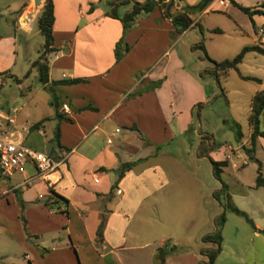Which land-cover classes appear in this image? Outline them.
<instances>
[{
	"label": "crops",
	"instance_id": "crops-1",
	"mask_svg": "<svg viewBox=\"0 0 264 264\" xmlns=\"http://www.w3.org/2000/svg\"><path fill=\"white\" fill-rule=\"evenodd\" d=\"M174 1L170 10L181 9L178 6L180 0L178 3ZM184 1L188 4L203 1V7L196 12L198 18L188 13L191 18L188 27L176 31L170 17L155 6L137 15L124 34L129 47L115 59L113 47L120 35L121 24L116 17L105 14V7L98 4L100 0H52L51 46L54 54L51 61L47 60L48 82L54 81L57 110L68 119L55 117L49 104L50 111L27 122L19 107L10 106L5 92L0 89V104L15 108L11 126L16 136L24 144L46 152L58 161L45 174H38L33 162L26 161L22 170L0 176V209L10 206V213L15 217L22 214L29 233L34 235L33 246L23 242L22 235L9 237L10 242L29 247L27 264H126L119 251L133 252L156 239L144 234L139 237L130 231L129 226L136 212L144 219L143 216L152 209L158 211L159 203H149L146 199L160 194L169 183L164 166L155 158L162 154L171 158L175 155L163 150L165 144L176 139L169 125L170 115L174 114L178 133H194V124L190 122L188 126L192 131L186 130L185 124L194 101L204 96L200 77L196 75H210L209 61L208 64H199L197 69H188L180 51L182 46L179 47L178 43L191 25L201 30L200 15L210 10L214 2H220ZM91 2L94 7L88 9ZM3 3L9 7L10 1L4 0ZM221 3V11L234 22V30L236 27L240 35L244 32L252 37L251 42H243L241 46L256 43L264 49V14L253 12L249 17L238 7L240 4L264 10V0H221ZM42 4L43 0L37 3L19 0L11 7L13 14L6 24L11 23L14 29L25 34L31 32L33 25L37 27L36 17ZM248 51L243 53L237 66ZM258 53L264 55V51ZM51 69H55L58 75L52 77ZM238 74L253 75L261 81L260 75ZM72 77L83 80L68 82ZM0 78L3 79L1 87L5 74L0 72ZM13 78L21 82L18 76ZM62 103L66 104L65 108L61 107ZM260 116L264 120V108ZM34 122H38L37 127L30 126ZM0 126H4L2 120ZM47 126L51 130L48 136L45 134ZM55 129L57 140L54 141ZM249 130L248 124L244 140L235 134L237 143L234 148L230 147L233 149L231 153L243 151L241 145L247 143ZM29 133L38 134L43 140L36 142ZM196 134L200 137L199 143L204 142V138L210 144L215 143L199 129ZM50 138L53 143L48 145ZM259 147L264 150L262 136L256 137L255 157ZM222 158L227 159L226 156ZM123 161H132V164L118 176L117 168ZM258 161L264 176V163ZM50 190L67 201L56 199V209L39 201ZM101 218L103 226L101 236L97 238L95 230ZM253 224L260 226L258 222ZM157 240L156 250L162 256L165 241L163 238ZM175 240L172 237L169 246L165 245L175 259L186 258L189 260L187 264L199 261V254L205 259L200 249L207 247L208 242L193 247L182 240L176 245ZM154 252L155 248H150L146 255L149 253L153 257ZM150 264L154 261L151 260Z\"/></svg>",
	"mask_w": 264,
	"mask_h": 264
},
{
	"label": "rangeland",
	"instance_id": "rangeland-1",
	"mask_svg": "<svg viewBox=\"0 0 264 264\" xmlns=\"http://www.w3.org/2000/svg\"><path fill=\"white\" fill-rule=\"evenodd\" d=\"M3 1L0 0V72L5 74V81L0 89L5 92L10 106H18L27 122H31L37 115L51 109L48 103L50 92L36 79L35 68L31 65L42 48L43 35L36 25H33L31 32L25 34L14 29L11 23L6 24L13 14L11 7L19 0H9V7ZM179 2L181 4L178 6L188 9L191 16L197 14V8L190 9L187 7L190 4L184 0ZM98 4L103 6V0ZM209 9L200 15L201 30L196 25H191L178 43L179 47L182 46L180 51L188 69H197L199 64L209 63L201 49L194 47L197 41H202L207 54L214 59L230 57L239 50L243 42L252 41L250 34L241 32L240 35V30L236 27L234 30L232 18L221 11V0L214 2ZM216 27L221 30H214ZM53 54L54 48L45 53L48 62ZM262 60L263 54L246 52L236 68H228L218 76V83L211 75H196L200 77L204 96L194 101L189 110L188 123L185 124L187 130L192 122L195 132L189 135H182L183 131L178 133L174 126V114L170 115L169 125L176 139L165 144L163 150L175 155L171 158L162 154L155 158L164 166L169 183L161 189L160 194L156 193L146 199L149 203L158 202V211L152 209L143 216L144 219L136 212L129 226L130 231L139 237L144 234L156 239L147 247L134 249L133 252L119 251L124 263L150 264L152 260L154 264H187L188 259H175L171 250L165 248V245L169 246L171 238L176 239L173 241L176 245H180L179 240H182L183 243L196 247L204 243L199 242L201 236L218 230L221 235L220 248L213 261L208 264H264V187L253 185L257 163L247 158L242 150L237 154L231 153L233 149L230 150L237 143V132L240 133L239 139H245L250 96L255 89L264 86ZM239 72L260 75L261 81L241 78ZM14 75L20 78V83L14 80ZM51 75H58L55 69H51ZM219 87L223 89L222 93H216ZM206 93L209 95L206 96ZM198 102L200 105L197 108ZM259 120V126L264 128L261 116ZM197 129L205 132L215 143H208L206 138L199 143ZM188 131L192 130L189 128ZM50 132L47 126L45 134L48 136ZM29 136L36 142L43 140L42 136L35 133H29ZM47 142L50 145L53 139L50 138ZM223 156L229 158V161L221 167L220 181L211 173L209 158L215 160ZM256 157L264 163V150L261 147L256 150ZM228 201L245 210L253 223L258 222L260 226L253 228L244 216L229 208ZM10 212V206L0 209V264H27L29 247L19 245L16 241L10 242L9 237L22 235L23 242L33 246L34 235L29 233L22 214L15 217ZM161 238L165 241L162 256L156 250L157 239ZM150 248H155L153 257L149 253L146 255ZM203 261L204 256L199 254V261L194 264H204Z\"/></svg>",
	"mask_w": 264,
	"mask_h": 264
},
{
	"label": "trees",
	"instance_id": "trees-1",
	"mask_svg": "<svg viewBox=\"0 0 264 264\" xmlns=\"http://www.w3.org/2000/svg\"><path fill=\"white\" fill-rule=\"evenodd\" d=\"M173 2V3H172ZM174 0H103L104 3V12L105 14L116 17L121 24V32L118 37V39L114 43L113 47V53L114 58L118 59L122 53H124L125 50L128 49L129 45L124 39L125 31L132 26L134 23V20L136 19L137 15L146 13L153 9L155 6H158L162 14L165 16H169L171 19L172 24L174 25V28L176 31H182L186 27H188L191 18L189 17V11L188 9L183 8L180 6L181 9L176 10H170L171 5L174 4ZM203 1H198L195 4L187 5V7H190V9H201L203 7ZM24 3V2H23ZM94 6V3H89L88 9H91ZM123 6V9H120ZM238 7L243 10L247 15L250 17L251 13L253 12H259L264 14V10L256 9V8H250L249 6H244L238 4ZM20 10V8H18ZM17 10V11H18ZM53 20V12H52V0H43V4L41 6V9L36 17V24L37 28L40 31V33L43 35V45L40 51L38 52L36 58L32 60L31 65L35 67L36 69V77L39 83L43 84L49 90L50 97H49V104L54 109V115L57 118H64L68 119V117L64 116L62 113H60L57 110V101H56V92L53 88L54 81L48 82V63L45 56V53L53 48L51 46L52 42V34H51V24ZM214 30H218L217 28H214ZM197 47L201 49L203 52L204 57L207 58V60L210 62V67L208 68V71L210 75L217 81L218 83V76L220 74H224L228 68H236L237 63L241 60V57L245 51L253 50L256 52H263L264 49L260 47L256 43L251 44H244L240 47V49L234 53L230 57H224L221 59H213L210 58L204 49V46L201 41H199L197 44ZM242 78H249L256 81H259V78L253 75H243L239 74ZM83 80V78L80 77H72L69 78L68 82H75ZM223 89L219 87L218 93H222ZM200 102L197 103V108L199 107ZM264 108V87L256 89L250 96L249 100V111H248V124H249V133H248V140L246 144H242L241 148L243 149L244 153L247 155V158H251L256 161V173L254 177L253 185L255 187L261 186L264 187V177L261 175L260 167H259V161L258 159L253 155L254 151V145L256 141L257 136L264 137V129H261L259 127V115L261 110ZM40 122V121H39ZM38 122L32 123L31 127H37ZM236 123V122H234ZM240 134L239 132H237ZM54 141L57 140V130L55 129L54 135H53ZM210 159L211 164V173L214 177L219 179L220 178V171L222 170V166L227 164V159ZM132 164V161H123L119 164L117 168V175L120 176L124 170L130 167ZM223 183V182H222ZM224 185V184H223ZM52 198V200H50ZM58 198H62L63 201H67L66 198L63 196L55 193L54 191L50 190V193L48 195L42 196L39 198V201L42 203L48 204L49 206H53L55 209L57 208L56 204L54 205V201ZM229 208L236 213L241 214L244 216V218L250 223V225L255 228L251 218L248 216V214L238 208L236 205H234L231 201L227 202ZM223 219L224 217L221 216ZM103 226V220L100 219L95 234L97 238H100L101 231ZM221 235L218 232V230H215L211 233H207L203 236H201V241L208 242L209 245L205 248L200 249V253H203L205 255V259L203 261L204 264L211 263L213 261V258L215 257L216 253L218 252L220 246Z\"/></svg>",
	"mask_w": 264,
	"mask_h": 264
},
{
	"label": "built area",
	"instance_id": "built-area-1",
	"mask_svg": "<svg viewBox=\"0 0 264 264\" xmlns=\"http://www.w3.org/2000/svg\"><path fill=\"white\" fill-rule=\"evenodd\" d=\"M2 81L3 79L0 78V84ZM61 107L65 108L66 104L62 103ZM14 115V107L6 108L0 104V121L2 120L4 125L0 126V176L9 175L15 170H22L26 161L33 162L38 174H45L58 161L50 154L24 144L16 136L15 129L11 126Z\"/></svg>",
	"mask_w": 264,
	"mask_h": 264
},
{
	"label": "water",
	"instance_id": "water-1",
	"mask_svg": "<svg viewBox=\"0 0 264 264\" xmlns=\"http://www.w3.org/2000/svg\"><path fill=\"white\" fill-rule=\"evenodd\" d=\"M38 0H33L34 3H37Z\"/></svg>",
	"mask_w": 264,
	"mask_h": 264
}]
</instances>
